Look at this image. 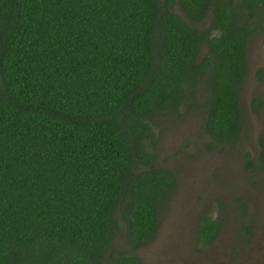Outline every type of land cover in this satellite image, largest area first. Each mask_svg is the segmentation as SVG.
I'll return each instance as SVG.
<instances>
[{
	"label": "trees",
	"instance_id": "1",
	"mask_svg": "<svg viewBox=\"0 0 264 264\" xmlns=\"http://www.w3.org/2000/svg\"><path fill=\"white\" fill-rule=\"evenodd\" d=\"M257 36L264 0H0V264H143L177 186L155 119L204 91V131L234 143Z\"/></svg>",
	"mask_w": 264,
	"mask_h": 264
},
{
	"label": "rangeland",
	"instance_id": "2",
	"mask_svg": "<svg viewBox=\"0 0 264 264\" xmlns=\"http://www.w3.org/2000/svg\"><path fill=\"white\" fill-rule=\"evenodd\" d=\"M261 65L264 36H257L247 50L241 104L245 120L234 143L210 149L213 142L204 131L199 106L204 91L192 111L181 107L176 116L155 119L158 165L174 171L177 186L161 211V237L133 252L143 264H256L264 252V173L247 165L249 160L259 164L258 138L264 131V111L251 113L255 96L264 97V84L254 91ZM206 214L223 220L212 245L195 239L199 219ZM117 244L130 250L122 238Z\"/></svg>",
	"mask_w": 264,
	"mask_h": 264
},
{
	"label": "flooded vegetation",
	"instance_id": "3",
	"mask_svg": "<svg viewBox=\"0 0 264 264\" xmlns=\"http://www.w3.org/2000/svg\"><path fill=\"white\" fill-rule=\"evenodd\" d=\"M256 72H259L260 73V77H258V79L256 78V84H255V88H254V91H256L257 90V88H261V89H263V85L262 84H264V66H260V67H258L257 68V71ZM262 73V74H261ZM241 104H242V91H241ZM253 110H254V112H251L252 113V116H256L257 114V111H258V113L259 112H261V111H264V97L263 96H261V97H256L255 96V98H254V101H253ZM256 112V113H255ZM243 129V128H242ZM241 129V130H242ZM264 131H262L261 133H260V135H259V137L261 136V134L263 133ZM213 142V150H215L216 148H218L219 146H224V145H222L221 143H219V142H216V141H212ZM211 144L212 143H210V146H211ZM258 145H259V138H258ZM259 149L261 150V148H260V145H259ZM252 162V161H251ZM257 169V170H259L258 169V164L257 163H253V167L252 166H249L248 167V170L249 169ZM262 172V171H261ZM204 216H209V217H212L211 215H209V214H206V215H204ZM203 217V216H202ZM201 217V218H202ZM212 218H214V219H218V218H220V217H212ZM222 219V218H221ZM200 220V219H199ZM223 221V220H222ZM198 224H199V222H198ZM160 225H161V222H160ZM222 227H223V223H222ZM222 227H221V229L219 230V232H218V234H217V236H216V238L213 240V242L210 244V245H212L215 241H216V239H217V237L219 236V233L222 231ZM159 229H160V226H159ZM197 230H199L198 229V225H197ZM196 230V237H195V239H197V234H198V231ZM156 237H158V238H160L161 237V234H160V231L158 230V233L156 234V236H155V239H156ZM154 239V240H155ZM196 243L197 244H202V245H205L204 244V242L203 241H197L196 240ZM260 263V264H264V252H261V254L258 256V257H256V264L257 263ZM244 264V263H243Z\"/></svg>",
	"mask_w": 264,
	"mask_h": 264
}]
</instances>
